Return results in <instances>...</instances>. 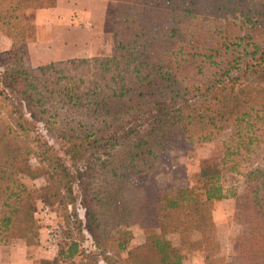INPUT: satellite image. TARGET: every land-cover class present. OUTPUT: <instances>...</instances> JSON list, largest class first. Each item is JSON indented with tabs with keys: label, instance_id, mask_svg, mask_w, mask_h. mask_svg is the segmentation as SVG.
Listing matches in <instances>:
<instances>
[{
	"label": "trees",
	"instance_id": "obj_1",
	"mask_svg": "<svg viewBox=\"0 0 264 264\" xmlns=\"http://www.w3.org/2000/svg\"><path fill=\"white\" fill-rule=\"evenodd\" d=\"M115 1L112 56L36 68L30 61L24 8L0 1V29L11 40L10 67L0 82L16 94L15 135L29 132L21 109L27 107L63 143L74 169L43 146L48 203H75L73 185L79 186L93 240L107 264L124 262L109 246L112 230L132 226L149 233L128 251L133 264H183L180 249L165 236L196 230L210 240L215 226L210 202L232 195L247 233L231 264H264V167H244L263 147L264 87L252 84L250 77L264 80V45L260 50L254 40L257 33L264 34V0H251L254 8H247L249 0ZM215 17L240 22L244 34L238 35L235 26L211 28L203 56L208 61L193 69L195 77L188 81L182 62L202 55L195 22ZM7 130L0 136V248L4 238L31 246L39 233L29 190L14 177L32 174L26 162L30 150L10 145L14 133ZM173 134L192 144L222 139L221 161L202 167L198 186H189L181 176L166 189L139 183L142 175L160 171V152ZM228 174L243 176L245 194L224 188ZM78 247L73 240L59 257L73 260ZM122 249L125 242L119 244Z\"/></svg>",
	"mask_w": 264,
	"mask_h": 264
},
{
	"label": "rangeland",
	"instance_id": "obj_2",
	"mask_svg": "<svg viewBox=\"0 0 264 264\" xmlns=\"http://www.w3.org/2000/svg\"><path fill=\"white\" fill-rule=\"evenodd\" d=\"M1 1V0H0ZM7 3H20L24 8V20L28 27V34L34 31V17L39 10H48L56 6L57 0H2ZM87 1V0H83ZM108 5L106 16V26L108 32H113L115 23V13L117 9V1L104 0ZM255 2L248 1L247 8L253 7ZM264 4L263 2H261ZM66 4V3H65ZM63 5H59L62 7ZM67 6V5H66ZM70 7V6H67ZM229 14V13H228ZM76 16V14L74 15ZM76 16L72 26L78 28H87L84 24V18L78 19ZM226 18H210L208 20L198 19L195 22L196 39L200 40L198 53L202 54L199 57L188 58L183 61L181 70L187 75L188 81L195 77L192 70L202 64L204 54H207V40L211 28L220 26L221 28L236 27L238 35L244 34L241 31L242 24L240 22L225 21ZM240 28V29H239ZM182 31V30H181ZM32 34V33H31ZM33 35V34H32ZM37 33H34L36 38ZM255 44H258L260 50L264 45V34L257 33ZM11 41L2 29H0V76L4 70L10 66L7 63V53L11 48ZM205 43V44H204ZM208 43L210 41L208 40ZM218 46L215 45L214 48ZM219 47V46H218ZM222 54L216 55L221 57ZM208 61V60H207ZM36 68V67H34ZM251 83L264 87V80L250 77ZM249 84L248 82H245ZM245 84V85H246ZM6 86L0 82V136L5 135L10 128L13 131V139L10 145L21 146L22 151L30 150V156L26 158L27 165L30 167L31 175L28 173L17 172L14 177L22 181L29 190L27 201L33 207L34 219L38 227L39 237L35 245L28 246L25 242L11 241L10 238H4L0 248L5 264H12V260L7 256L8 247L12 245H23L26 247L25 259H32L35 264H41L42 261H56L57 264H107L97 248L92 237V227L88 221V214L82 198L81 189L75 183L73 185V195L75 203L68 205L51 204L47 201L48 186L47 176L42 172L45 170L44 164L40 162L43 146L51 148L53 153L64 159V163L74 171L71 159L65 154V146L63 143L52 137L42 122L37 121L33 112H30L27 107L22 106L26 120H28L29 132H20L19 137H16V123L14 119L19 117L16 112L17 106L12 101L16 98V94L8 91ZM261 141L259 146H263L257 150L244 165L246 169L264 167V133L260 131ZM15 135V137H14ZM222 138V137H221ZM47 142V145L43 143ZM222 139L212 143L192 144L186 141L183 137L173 134L168 147L160 152V171L154 174H144L139 179V183L144 185H154L157 189H166L171 183L181 176L189 186L199 185V174L202 167L209 162L218 163L223 157L224 147ZM224 188L236 192L238 195L246 193V184L242 175L228 174L222 179ZM202 183H200L201 185ZM236 198L230 195L228 198L220 201H211L209 208L212 219L214 221V229L212 230L210 240L202 238V234L196 230L187 233L168 234L165 239L169 240L172 245L180 249L184 256L183 264H231L238 254V246L241 237L247 233V226L244 225L236 216ZM48 208L47 215L44 216V210ZM57 228V244L54 248L48 247L49 230ZM110 245L113 250L121 253L123 264H133L128 260V251L140 244H143L148 237V232L140 228V226H132L130 228H114L111 232ZM78 243L79 254L73 260H66L59 257V252L62 248L67 250L72 241ZM126 243V249L119 250V244ZM110 247V248H111ZM22 254V253H21ZM209 256V261L206 259ZM16 258V264H24L22 260ZM23 259V258H22ZM11 260V261H10ZM21 261V262H20Z\"/></svg>",
	"mask_w": 264,
	"mask_h": 264
},
{
	"label": "crops",
	"instance_id": "obj_3",
	"mask_svg": "<svg viewBox=\"0 0 264 264\" xmlns=\"http://www.w3.org/2000/svg\"><path fill=\"white\" fill-rule=\"evenodd\" d=\"M107 12L108 5L104 0H57L54 8L36 12L34 31L32 29L28 34L31 65L38 67L74 58L112 56L115 49L114 33L107 30ZM75 14L78 19L84 18V24L90 23V26L84 29L73 27ZM25 249V246L18 244L8 247L7 256L12 264L18 263V255L24 264H35L34 260L23 257ZM5 257L1 252L0 264H5L2 262Z\"/></svg>",
	"mask_w": 264,
	"mask_h": 264
},
{
	"label": "built area",
	"instance_id": "obj_4",
	"mask_svg": "<svg viewBox=\"0 0 264 264\" xmlns=\"http://www.w3.org/2000/svg\"><path fill=\"white\" fill-rule=\"evenodd\" d=\"M90 26V23H86L85 24V27H89ZM47 212H48V208H46L44 210V213L43 215L46 216L47 215ZM57 228H52L49 230V237H48V247L49 248H54L57 244Z\"/></svg>",
	"mask_w": 264,
	"mask_h": 264
}]
</instances>
